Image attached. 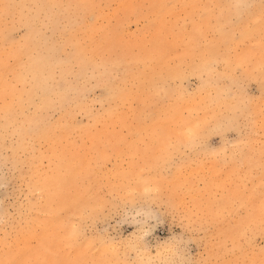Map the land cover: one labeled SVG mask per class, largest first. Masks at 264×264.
<instances>
[{"label":"rangeland","instance_id":"374dc122","mask_svg":"<svg viewBox=\"0 0 264 264\" xmlns=\"http://www.w3.org/2000/svg\"><path fill=\"white\" fill-rule=\"evenodd\" d=\"M31 1L39 5L44 0ZM65 1L61 0L59 7H63ZM85 1L94 6L93 11L79 14L72 7L64 12L72 20L70 33L73 39H78L85 52L100 49L103 59H117L127 65L126 72L117 70L113 73L121 99L99 106L96 103L99 96L97 88H89L82 93L84 99L91 101V108L98 115L110 112L106 125L96 126L101 135L95 138L78 141L73 134L67 139L56 136L57 143L52 147L42 139L27 141L29 146L26 150H12L13 147L7 143L0 147L2 260L45 257L50 264H57L74 260L81 254L100 259L107 253L108 258L123 261L135 259L136 253L126 249L122 242L143 237L148 250H154L170 239H179L188 257L197 261L264 264V234L258 231L243 242V251L229 256L220 254L221 245L225 242L230 244L237 233L241 218L248 215L250 207L258 206L264 196L260 169L261 148L264 146V89L260 83L250 80L248 73L237 70V62L227 68L224 63L229 61L230 64L236 59L257 63L264 55L261 46L264 39V25L261 24L264 0H165L163 4L178 6L166 9L165 14L160 8L153 7L161 4L160 0ZM134 1H138L135 8L127 12V7ZM9 3L16 7L12 21L0 18V62L4 60L9 66H14L15 59L9 61L8 54L21 43L32 26L31 19L37 8L29 0H0V10ZM184 5L232 7L222 13L219 8L193 9ZM162 14L163 18L165 16L164 26L159 27L154 22ZM37 26V37L45 40L51 49L59 39H63L60 26H50L46 22ZM35 43L39 45L38 40ZM206 46L211 49V57L198 53ZM143 49L155 58L144 56ZM129 58L137 62L129 65ZM206 58L219 60L213 67L210 85L205 83V76L195 73ZM75 71L73 67L72 72ZM124 73L126 78L122 81ZM46 77L56 90L65 92L70 105L74 101L71 99L73 93L66 91L65 86L72 75L58 81L52 76ZM8 79H11L10 75ZM179 100L184 103H178ZM205 104L212 105L218 112L235 108V105L247 106L251 111L247 120L242 121L245 125L243 132H228L227 140L213 136L209 142L213 146L212 151L193 153L178 168L165 173L164 178L170 176L178 186L187 185L180 198L192 201L194 207L200 203L227 204L236 213L230 225L200 227L197 221L189 228V219H183L182 226V217L177 216L173 220L167 209L156 208L154 216L158 219L148 220L152 230L144 236L138 231L144 225L136 221L146 220L147 216L122 211L105 213L95 224L87 227L81 244L76 248H65L53 241V233L73 218L77 200L108 198L110 182L137 156L138 149L143 148L144 137L159 123L162 113L175 112L180 117L195 120ZM48 119L51 126L58 120L52 111L48 112ZM236 141L239 145L233 147ZM50 149L54 151L53 155ZM81 165L84 169L91 167L94 170L95 174L87 181L78 175ZM55 168H60L63 173L57 181L60 194L48 206L47 191L51 187L46 185L55 181ZM58 207L65 209L62 220L49 214ZM43 227L47 237L41 243L38 235ZM27 240L29 252L24 255Z\"/></svg>","mask_w":264,"mask_h":264},{"label":"snow or ice","instance_id":"6c2138e0","mask_svg":"<svg viewBox=\"0 0 264 264\" xmlns=\"http://www.w3.org/2000/svg\"><path fill=\"white\" fill-rule=\"evenodd\" d=\"M13 4H5L0 10V18L6 22L13 19ZM41 7V6H37ZM53 7H57L54 5ZM163 9L178 7L172 4L153 5ZM186 8H212L224 10L232 7L230 5H184ZM235 7H240L236 5ZM264 25V19L261 20ZM264 48V39L261 41ZM16 57V53L9 54V61ZM236 69L250 75V80L260 83L264 89V55L257 63L241 60L236 65ZM31 101H25L23 97L13 96L11 99L5 95L4 107L0 109L6 116L10 115L13 109L23 106ZM200 116L195 120L180 117L175 112L162 113L159 123L148 131V135L143 139V148L138 149L137 156L128 162V166L117 174L116 179L110 182L108 198L85 199L75 202L76 211L73 218L64 222L63 227L54 232L52 239L55 243L65 248H76L81 244L85 230L95 224L105 213L115 214L122 211L134 212L137 215H146L147 219L136 221L144 225L138 229L147 236L152 230V225L148 220L156 218L155 209H167L173 220L177 216L189 219V228L193 227L197 221L199 226L207 225L209 228L219 227L233 221L236 213L227 204H204L193 206V202L180 197L185 193L187 185L178 186L169 176L164 178L165 173L178 168L186 158L196 152H208L213 150L209 142L213 136L227 140L226 133L240 132L244 130V123L250 113L247 106L235 107L226 111H216L210 104L202 105L199 109ZM143 123V117H141ZM103 142V141H102ZM123 143V142H121ZM232 143V142H230ZM239 141L233 143V147H238ZM261 190L264 192V146L261 148ZM94 170L89 167L79 166L78 175L87 181L94 175ZM65 213L63 207L53 208L50 215L62 220ZM191 214V215H189ZM145 229H147L145 231ZM264 234V196L261 197L259 205L249 208L248 215L242 217L237 233L231 238V243H223L220 247V254L229 256L237 251H243V242L255 232ZM124 247L136 253L135 259H125L116 261L108 258L104 253L100 259L88 258L81 254L76 259L57 264H221L220 261H197L188 257L186 249H183L179 239H170L156 246L154 250H148L143 241V237L130 238L122 242ZM127 256V252L125 253ZM0 264H50L44 257L35 260L23 261L0 260ZM223 264H241L239 261H223ZM243 264H248L244 261Z\"/></svg>","mask_w":264,"mask_h":264},{"label":"bare ground","instance_id":"6f19581e","mask_svg":"<svg viewBox=\"0 0 264 264\" xmlns=\"http://www.w3.org/2000/svg\"><path fill=\"white\" fill-rule=\"evenodd\" d=\"M60 1L44 0L38 5L36 1L29 0V2H32L31 4L36 5L35 8L37 9L31 19L32 26L27 30L21 43L16 44L15 49L11 52L16 53L15 64L14 66H9L4 60L0 62V109L4 107L5 95L10 99L16 96L23 97L25 101H31V106L28 103H24L23 106L13 109L8 116L3 111H0V147L7 143L10 147H13L12 150H26L29 146L27 141L31 142L41 139L49 147H52L57 143L56 136L67 139L68 135L73 134L78 141L86 138H95L101 135V133L96 131V126L101 125L103 127V125H106L110 112L104 111L98 115V112L92 110L91 101L84 99L82 93L89 88H97L99 96L96 99V103L99 106L110 105L114 101L121 99L120 90L116 85L117 82L113 79V73L117 70L120 73L126 72L127 65L117 59H111L110 61L103 59L101 57L102 50L100 49L91 53L85 52L79 46L78 39H73L70 33L72 28L71 18L64 15V12L72 7L79 14H84L88 10L93 11L94 6L85 0H74L71 2L66 0L63 7H59ZM160 1L162 4L165 0ZM97 2L99 1L95 3ZM136 2L138 1H134L127 7V12L135 8ZM54 5H57V7H53ZM58 7L60 13L57 11ZM165 11L166 9H163L164 14ZM164 19L165 16L163 18L162 14L161 18L154 23H158V26L162 27L164 26ZM43 22L54 27L60 26V34L63 39H59L52 49L45 40L37 37V25H41ZM4 37L6 38V35ZM35 40H38L39 45L35 43ZM206 48L204 50L198 49L200 52L198 50L196 52L211 57L209 55L211 54V49L209 47ZM143 52L146 54L144 56L150 59L155 58L144 49ZM63 53L65 54L64 57L62 56ZM128 53H126L127 56H129ZM190 55H192L191 52ZM237 60L232 61L230 64L229 61L224 62L225 68L232 66L231 64L235 62L240 63ZM128 62L129 65H133L137 61L134 58H129ZM218 62L216 58L212 59V61L211 58H206L195 69V73L205 76V83L210 85L209 81L213 78V67L215 68ZM73 67L76 68L75 73L72 72ZM9 75L11 76L10 80L8 79ZM71 75L72 78L66 84L65 89L73 93L71 99L74 101L68 105V98L65 92L60 93L56 90L52 83H48L46 76H52L55 81H58L66 80V77ZM122 76V81H124L126 78L125 73ZM79 80H81L80 84L77 83ZM179 102L184 103L181 100ZM50 111L55 113L58 118L54 126L48 125V112ZM50 151L53 155L54 151L52 149ZM60 174H63L60 168H55L53 175V180L55 181L46 185L47 188L51 187L47 191L48 206L60 194L59 184L57 183L61 178ZM38 236H41V243L46 240L47 232L44 227ZM28 241L27 246L24 247V255L29 252L27 250ZM7 255H9L8 252ZM2 259L0 257V260Z\"/></svg>","mask_w":264,"mask_h":264}]
</instances>
